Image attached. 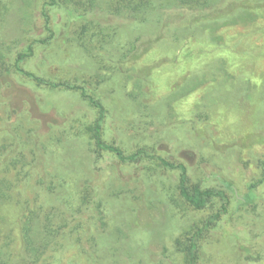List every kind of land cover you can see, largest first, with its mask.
<instances>
[{
    "label": "rangeland",
    "instance_id": "obj_1",
    "mask_svg": "<svg viewBox=\"0 0 264 264\" xmlns=\"http://www.w3.org/2000/svg\"><path fill=\"white\" fill-rule=\"evenodd\" d=\"M170 19L121 24L98 78L79 44L81 20L44 0H0V195L11 197L0 203V246L35 248L36 264H187L188 240L211 221L198 241L199 264H264V8L193 29L168 28ZM138 37L153 43L119 73L112 57ZM30 45L23 70L101 99L106 142L126 155L144 150L183 164L188 187L224 197L197 211L180 194V169L100 152L99 112L82 90L17 72ZM140 79L146 99L135 96ZM87 183L99 189L103 209L87 201ZM52 207L70 219L60 236L46 226Z\"/></svg>",
    "mask_w": 264,
    "mask_h": 264
},
{
    "label": "trees",
    "instance_id": "obj_2",
    "mask_svg": "<svg viewBox=\"0 0 264 264\" xmlns=\"http://www.w3.org/2000/svg\"><path fill=\"white\" fill-rule=\"evenodd\" d=\"M45 5L63 10L72 18H76L82 21L81 31L78 33L79 44L86 55L95 60L99 73L97 77H102V72L106 70L108 64V50L109 46L114 44L117 36V29L123 23L125 24H139L149 21L151 16L157 18V22L161 25L165 24V19L170 17L166 25L180 27L187 25L190 29L196 26H208L218 22H235L242 20L245 14L252 12V10L264 8V0H44ZM45 18V25L48 28L50 24V15L46 12L43 14ZM54 36V33L51 34ZM69 34H62V42L68 40ZM160 33L155 36L156 42L159 41ZM58 40V37L56 38ZM150 40V39H149ZM152 41V42H151ZM143 40L142 37L136 38V40L130 43L124 53H121L118 59L112 57L111 62H114L113 67L117 68L119 73L123 72V64L131 62L133 59H138L142 54L140 51L144 46L153 43V40ZM145 48L143 51L147 50ZM28 52L19 53L15 68L17 72L23 74L35 82L50 86L51 88H67L70 90H82V94L89 102L98 110L99 119L95 122L93 127L94 132V144L100 152H109L118 158L123 163H135L141 158H155L152 153L144 150H139L132 155H126L123 150L116 144H111L103 139V124L106 117V109L101 99L88 96L84 88H81L77 84L69 83H54L42 78H39L33 73H29L20 67V64L34 54V47L29 46ZM0 57H4L0 52ZM129 75L133 76L136 73L135 70L128 71ZM129 76V77H130ZM144 81V82H143ZM146 80L141 79L138 82L139 94L136 97L146 99L147 93L144 92ZM166 168L180 169L182 172L183 184L180 186V194L184 200L195 210H204L210 200L217 197H224L222 193L214 190H204L200 185H196L193 188L186 185L187 181V167L183 164L175 165L169 163L168 160L161 157H157ZM24 156L18 157L13 161V165H17L23 162ZM85 193L87 201L98 202L99 208L103 209V201L100 199V191L97 187H94L90 183L85 186ZM7 189V187H5ZM48 197L47 195H44ZM243 201L250 202L253 198L251 195H247ZM10 195L4 193L0 195V203L10 201ZM102 216V211H98ZM45 214V209L42 207L41 214ZM105 217V216H104ZM219 215L215 217L218 219ZM60 219L64 222L63 226H59L57 223ZM104 220V218H103ZM45 222L47 228L54 232L55 236H60L63 232L62 227H66L65 222L69 223L70 219L65 216L62 209H56L54 207L46 214ZM105 226L106 223L104 222ZM211 225V221L208 222L205 227L195 233L188 240L189 243L185 248L187 264H199V245L198 241L202 232ZM59 227L54 229V227ZM103 226V227H104ZM29 232V230H27ZM33 241V239H32ZM63 245V244H62ZM24 247V252L17 253L11 244L0 246V264H36L38 251L32 249L28 245ZM44 249H47L49 244H43ZM64 248L60 249V253L57 256L59 259L63 255Z\"/></svg>",
    "mask_w": 264,
    "mask_h": 264
}]
</instances>
